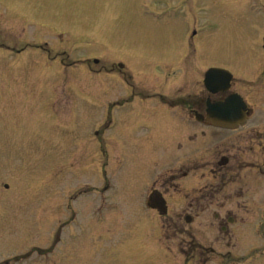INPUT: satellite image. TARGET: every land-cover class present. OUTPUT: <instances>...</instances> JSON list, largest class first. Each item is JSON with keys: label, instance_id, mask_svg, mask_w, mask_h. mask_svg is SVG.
I'll use <instances>...</instances> for the list:
<instances>
[{"label": "rangeland", "instance_id": "374dc122", "mask_svg": "<svg viewBox=\"0 0 264 264\" xmlns=\"http://www.w3.org/2000/svg\"><path fill=\"white\" fill-rule=\"evenodd\" d=\"M5 1L20 7L16 13L0 8L3 33L46 43L50 58L0 52V260L32 251L25 262L40 264L35 257L50 251L77 256L76 264H150L133 253L151 251L153 237L161 238L160 219L143 202L154 180L172 172L173 154L181 155V121L153 116L142 104L110 111L109 104L127 95L124 84L85 68L105 55L134 69L138 62H127L128 52L122 55L115 45L146 49L149 66L145 74L137 67L130 72L132 81L159 92L166 80H180L182 70L158 61L156 50L192 48L196 74L229 72L249 102L263 109L264 90L258 100L249 90L257 89L253 71L264 63V0ZM168 99L162 101L171 106ZM154 108L163 113L161 105ZM181 212L173 208L166 218ZM194 213L188 229L206 244L204 228L212 218ZM64 224L72 227L62 230ZM119 235H131V242ZM162 253L165 258L152 264H177Z\"/></svg>", "mask_w": 264, "mask_h": 264}, {"label": "flooded vegetation", "instance_id": "af4514ba", "mask_svg": "<svg viewBox=\"0 0 264 264\" xmlns=\"http://www.w3.org/2000/svg\"><path fill=\"white\" fill-rule=\"evenodd\" d=\"M17 7H20L19 2L0 0V8L6 10L9 8V11L16 13ZM4 23L6 22L0 18V52L21 56L27 52L37 51L50 58V50L45 47L46 43L41 47V44H34L21 37L14 39L13 35L3 33L4 27L1 24ZM104 46L113 47L112 44ZM115 46L118 47L117 50L122 51V55L127 51V54L124 53V56L128 57L127 62L133 57V61L138 62L133 66L139 69L138 72L145 74V67L149 66L144 63L148 60L146 49L130 50L121 48V45ZM261 50L264 53V44ZM194 53L196 51L192 48L190 52L156 50L158 61L171 66L169 69H177L178 73L182 70L181 77L177 74V78L181 79L177 81L174 78L172 84L169 80L162 83L154 79V83H162L167 89L165 91L163 88L159 92L142 90L133 84L130 72H134L135 68L131 69L132 65L129 69L128 66L125 67V61L103 59L104 55L102 60L91 58L92 64L85 68L89 75L100 78L105 74L124 84L127 95L109 104L110 111L142 104L153 116L161 114L167 118L169 114L170 120L173 116L181 121V130L176 134L177 139L183 142L178 146L181 155L177 157L173 154L172 172L156 178L144 199V202L149 198L152 200L153 196L158 194L165 201L166 213H162L157 207L152 208L161 222V238L153 237V241L149 243L151 251L133 253L139 256L142 262L150 264L161 262L165 258L162 251L172 255L177 264H195L196 258L198 264H264V108L257 109L249 102L240 91V81L233 76L227 89L215 95L210 94L206 89V71H203V77L199 72L195 73ZM163 57L166 58L162 59ZM176 73L173 75L176 76ZM253 77L257 78V89L251 87L249 94L258 100L264 90V63H258L253 71ZM173 81L178 84L174 85ZM259 85L262 86L261 89ZM231 95L242 98L244 109L238 111L235 121L225 122L222 127H215L208 121V105L224 102ZM164 97L173 105L169 106V103L162 101ZM157 105L162 106L163 113H158V108H154ZM152 121L156 126L162 125V121L155 122L153 119ZM109 188L110 186H107L106 190ZM168 195L172 197L171 207ZM170 208L183 212L177 217L166 218ZM200 211L209 212L212 218L206 225V230L204 228L206 244L196 242L194 234L188 229L189 224L198 216V213L194 212ZM67 226L72 227L64 224L61 229ZM204 231L200 228L201 237ZM212 234L215 236L213 239ZM131 237L119 235L116 238L130 243ZM137 237L143 238L142 236L134 238ZM216 244L217 250L214 247ZM118 253L122 256L128 254L125 251ZM32 254L31 251L25 256L0 260V264H28L25 261H29ZM83 254L87 260H91L92 257L87 253L80 252V255ZM77 258L67 253L51 255L50 251L35 257L40 264H76Z\"/></svg>", "mask_w": 264, "mask_h": 264}, {"label": "water", "instance_id": "95a60500", "mask_svg": "<svg viewBox=\"0 0 264 264\" xmlns=\"http://www.w3.org/2000/svg\"><path fill=\"white\" fill-rule=\"evenodd\" d=\"M220 72L225 73V71L219 69H211L206 74V87L210 89L211 92L213 93H216L222 89H226V88H222L220 85L223 82V80L225 81V83H228L230 80V77L226 76L224 73L223 76L221 75ZM233 100H238V97L237 96L230 97L225 103H214L212 105H209L210 106L209 112L211 118H214V120H212L214 121V123L220 121V115H224L223 117H227L228 115V117L230 118V116L232 115V114L230 115V113L235 111L232 105ZM151 207L153 208L157 207L160 210H162V213H166L165 201L158 194L153 196V199L151 200Z\"/></svg>", "mask_w": 264, "mask_h": 264}, {"label": "bare ground", "instance_id": "6f19581e", "mask_svg": "<svg viewBox=\"0 0 264 264\" xmlns=\"http://www.w3.org/2000/svg\"><path fill=\"white\" fill-rule=\"evenodd\" d=\"M193 31V28L191 29V32ZM190 32V33H191ZM214 69H216V68H214ZM222 71H224L223 69H221ZM221 74H223L224 72H220ZM221 91V90H220ZM220 91H218V92H220ZM218 92H216L215 94H217ZM215 94H212V95H215ZM232 96V95H231ZM231 96H229L224 102H226ZM236 96V95H235ZM238 100H239V102H238ZM238 100H233L232 101V105H233V107L235 106V105H237V104H239V103H241L243 100H242V98L241 97H238ZM214 103H223V102H214ZM231 117V116H230Z\"/></svg>", "mask_w": 264, "mask_h": 264}]
</instances>
